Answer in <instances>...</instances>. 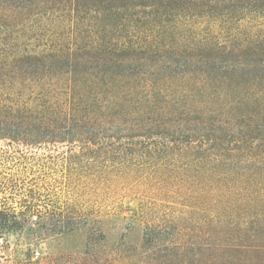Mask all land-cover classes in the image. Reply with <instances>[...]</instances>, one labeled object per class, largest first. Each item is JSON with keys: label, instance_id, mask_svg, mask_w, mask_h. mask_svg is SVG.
I'll return each mask as SVG.
<instances>
[{"label": "trees", "instance_id": "1", "mask_svg": "<svg viewBox=\"0 0 264 264\" xmlns=\"http://www.w3.org/2000/svg\"><path fill=\"white\" fill-rule=\"evenodd\" d=\"M4 140L66 144L68 175L142 166L199 210L146 224V264H264V0H0ZM17 187L0 175V238L82 223Z\"/></svg>", "mask_w": 264, "mask_h": 264}, {"label": "rangeland", "instance_id": "2", "mask_svg": "<svg viewBox=\"0 0 264 264\" xmlns=\"http://www.w3.org/2000/svg\"><path fill=\"white\" fill-rule=\"evenodd\" d=\"M0 149L5 151L0 175L19 185L13 190L15 200L24 198L28 188L36 189L33 201L39 209L75 208L82 217L75 228L35 239L27 229L35 220L31 215L24 230L0 238V264H146L141 255L146 224L189 216L186 223L195 228L201 219L190 216L199 210L188 207L142 166L99 158L85 171L79 169L81 174L68 175L59 160L66 144L29 146L4 140Z\"/></svg>", "mask_w": 264, "mask_h": 264}]
</instances>
